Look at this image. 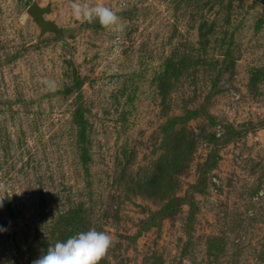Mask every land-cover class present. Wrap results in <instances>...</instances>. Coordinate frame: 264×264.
Masks as SVG:
<instances>
[{"label": "rangeland", "instance_id": "rangeland-1", "mask_svg": "<svg viewBox=\"0 0 264 264\" xmlns=\"http://www.w3.org/2000/svg\"><path fill=\"white\" fill-rule=\"evenodd\" d=\"M104 2L123 31L0 0V264L90 229L99 264H264V0Z\"/></svg>", "mask_w": 264, "mask_h": 264}, {"label": "clouds", "instance_id": "clouds-1", "mask_svg": "<svg viewBox=\"0 0 264 264\" xmlns=\"http://www.w3.org/2000/svg\"><path fill=\"white\" fill-rule=\"evenodd\" d=\"M71 15L81 22L99 24L108 30L121 32L124 30L122 17L117 11L107 6L104 0H70ZM45 86L55 91V81L45 80ZM0 198V207H3ZM0 231L6 229L0 227ZM113 237L104 231L90 229L69 237L66 242H56L49 246L46 253L32 262V264H99L105 258L112 245Z\"/></svg>", "mask_w": 264, "mask_h": 264}, {"label": "water", "instance_id": "water-1", "mask_svg": "<svg viewBox=\"0 0 264 264\" xmlns=\"http://www.w3.org/2000/svg\"><path fill=\"white\" fill-rule=\"evenodd\" d=\"M52 6V1H49L46 5H40L37 1H34L27 8L26 14L38 28L37 42H40L47 35H52L65 47L67 45L66 36L71 29L60 26L55 19L50 17L53 12Z\"/></svg>", "mask_w": 264, "mask_h": 264}, {"label": "trees", "instance_id": "trees-1", "mask_svg": "<svg viewBox=\"0 0 264 264\" xmlns=\"http://www.w3.org/2000/svg\"><path fill=\"white\" fill-rule=\"evenodd\" d=\"M78 80H79V79H78ZM78 80H77V82H78V84H80V81H78Z\"/></svg>", "mask_w": 264, "mask_h": 264}]
</instances>
